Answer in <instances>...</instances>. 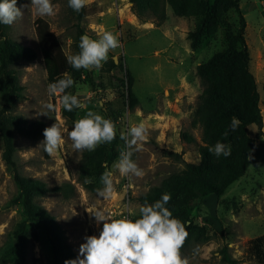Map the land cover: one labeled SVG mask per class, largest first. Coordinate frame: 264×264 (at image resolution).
Here are the masks:
<instances>
[{
  "label": "rangeland",
  "instance_id": "374dc122",
  "mask_svg": "<svg viewBox=\"0 0 264 264\" xmlns=\"http://www.w3.org/2000/svg\"><path fill=\"white\" fill-rule=\"evenodd\" d=\"M53 3L54 15L39 16L30 0H24L17 6L26 5L21 8L23 15L8 25L11 39L38 54L33 62L14 66L23 92L13 114L28 122H42L44 129L55 122L60 124L64 140L56 153L49 154L39 146L43 135L36 140L15 135L14 161L20 175L39 180L51 190L36 198L35 203L58 223L76 259L80 245L86 242L85 237L98 236L102 229V222L97 224L91 214L97 208L113 218L138 216L142 207L138 202L140 196L159 186L167 176L179 173L184 163L199 162L201 129L191 126L203 89L196 67L225 49L226 31L236 32L238 16L233 9L224 12L223 24L216 33L191 51L186 35L193 28L194 20L175 17L169 7L165 21L159 23L153 17L139 20L128 0H116V6L112 0H86L85 6L91 8L92 13L79 21L67 0H53ZM239 9L245 20L250 71L259 93L263 136L254 143L244 176L222 197L209 195L191 206L194 223L207 227L211 235L208 241L191 243L181 250L189 264H225L220 255L224 247L236 264H256L246 258L244 250L247 241L264 235V0H240ZM104 30L119 35L122 51L110 50L109 59L100 69H87L80 78L72 77L75 83L68 93L76 95L86 108H78L74 121L69 122L61 115L63 107L59 96L48 93L49 83L38 39L42 36L46 40L57 73L64 74L62 59L68 62L67 57L75 54L80 32L97 39ZM119 63L123 71L113 67ZM124 70L133 78L132 91L137 99L133 109L127 106L119 83ZM49 103L54 105V110L45 107ZM87 111L97 112L115 123L122 152L132 151V159L143 170L142 176L122 175L115 167L120 155L107 165L105 154L109 143L100 144L94 151L73 147L69 131ZM137 123L145 125L148 139L129 148L121 136H126L129 128ZM246 131L254 138L258 128L250 125ZM2 151L0 139V257L11 245L13 229L22 219L16 202L18 189L13 173L2 160ZM168 153L179 154L180 158ZM106 171L113 173L114 192L111 197L102 199L98 190L103 188L101 177ZM28 229L39 239L28 240L24 264H50V247L45 235L34 224H29ZM0 264H17V260L0 259Z\"/></svg>",
  "mask_w": 264,
  "mask_h": 264
},
{
  "label": "trees",
  "instance_id": "16d2710c",
  "mask_svg": "<svg viewBox=\"0 0 264 264\" xmlns=\"http://www.w3.org/2000/svg\"><path fill=\"white\" fill-rule=\"evenodd\" d=\"M24 0H17V6ZM240 0H128L131 11L139 19L153 17L159 23L166 19V8L169 7L175 17L194 20L193 28L187 33L186 40L191 51L198 49L204 39L212 37L223 24V13L233 9L238 16V27L235 33L226 31V47L223 51L213 54L206 62L196 67V75L202 84V92L198 105L193 113L191 126L201 129V145L199 146V162L197 164L184 163L179 173L171 174L162 180L159 186L151 188L146 194L138 198L141 206L154 204L164 194H170L166 207L173 216L187 225L188 236L181 248L191 243H203L210 239V231L205 226L194 223L190 214L191 206L195 201L209 195L216 198L223 196L225 191L242 176L250 165V155L254 143L263 133L262 115L259 107V93L257 85L250 71V56L245 42V20L239 9ZM68 5V0H67ZM69 7V5H68ZM74 11L77 20L89 16L91 8L84 6L79 12ZM8 25L0 24V139L2 142V160L13 173V181L18 189L16 198L21 208L22 219L16 223L12 232V243L3 252L1 261L15 258L17 264H24L28 240L38 241L35 232H29L28 225L34 224L46 237L50 247V264H64L66 260L74 259V253L66 241L63 230L55 219L40 205L35 203L51 192L46 185L34 179L26 178L18 172L14 161L15 135L29 140H36L43 135L42 122H28L23 117L13 114L15 105L22 98L23 87L20 84L14 66L19 63L33 62L38 54L33 49L20 45L9 37ZM76 45L75 54L79 49L80 37ZM38 49L42 57L48 83L63 78L58 74L53 58L51 57L46 40L41 36L38 39ZM65 72L73 78H80L82 71L74 69L65 59H62ZM123 71L122 65H114ZM124 76L119 79L123 90V97L129 109L137 104L132 91L133 78L124 70ZM64 72V73H65ZM88 73V72H87ZM66 89V92H69ZM264 91V87H263ZM60 98V97H59ZM77 109L61 111L63 118L69 122L75 119ZM237 117L239 126L233 131L230 128L231 120ZM255 125L258 132L254 138L247 134V127ZM227 132L225 137L223 134ZM182 138L188 142L192 139L186 135ZM218 141L229 144L231 154L217 157L209 151ZM123 150L116 137L108 144L105 154L107 165L115 162ZM169 156L180 158L179 154L168 153ZM89 186V185H88ZM90 188L94 189L90 185ZM141 214L133 217L139 218ZM244 254L249 261L264 264V235L247 241ZM220 255L225 264H236L224 247Z\"/></svg>",
  "mask_w": 264,
  "mask_h": 264
},
{
  "label": "clouds",
  "instance_id": "9594fccd",
  "mask_svg": "<svg viewBox=\"0 0 264 264\" xmlns=\"http://www.w3.org/2000/svg\"><path fill=\"white\" fill-rule=\"evenodd\" d=\"M39 16L55 14L53 0H30ZM86 0H68V5L79 12L85 6ZM17 7V0H0V24L12 25L23 13ZM120 47L118 35L112 31L104 30L97 39L85 34L80 37L77 54L69 55L67 60L74 69H100L109 59L110 50ZM113 59H117L113 57ZM75 81L71 74L65 72L63 78L48 85V93L60 97L62 107L66 111L86 108V105L73 94L66 92ZM45 107L54 110V105L49 103ZM240 124L237 117L231 120L230 128L235 130ZM64 129L58 123L52 124L43 131L44 140L39 146L49 154L58 151L64 140ZM227 132L223 135L226 137ZM117 135L115 123L105 116L87 111L78 119L69 131V136L76 150L94 151L103 143L112 142ZM121 139H126L131 148L140 141L148 139V131L143 123L131 126ZM38 146V147H39ZM209 151L217 157L231 154L229 144L218 141ZM132 151H124L115 165L122 175L129 174L142 176L143 170L132 159ZM101 182L103 188L98 190L99 198L111 197L114 192L113 173L106 171ZM171 199L170 194H164L154 204L142 206L139 218L133 219L128 215L113 218L102 208H97L91 213L97 224L102 222L99 235L85 237V243L80 245L76 259L66 260L64 264H189L186 257H182L181 248L188 236L187 225L173 216L166 205ZM81 256L83 258H81Z\"/></svg>",
  "mask_w": 264,
  "mask_h": 264
},
{
  "label": "built area",
  "instance_id": "2783aa9c",
  "mask_svg": "<svg viewBox=\"0 0 264 264\" xmlns=\"http://www.w3.org/2000/svg\"><path fill=\"white\" fill-rule=\"evenodd\" d=\"M112 2H113V5H114V6H116V0H112ZM118 39H119V41H120V47H118L117 49H119V50H121V51H122V47H121V40H120V37H119V35H118Z\"/></svg>",
  "mask_w": 264,
  "mask_h": 264
},
{
  "label": "water",
  "instance_id": "95a60500",
  "mask_svg": "<svg viewBox=\"0 0 264 264\" xmlns=\"http://www.w3.org/2000/svg\"><path fill=\"white\" fill-rule=\"evenodd\" d=\"M253 150V149H252ZM252 152V151H251Z\"/></svg>",
  "mask_w": 264,
  "mask_h": 264
}]
</instances>
